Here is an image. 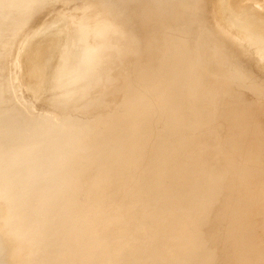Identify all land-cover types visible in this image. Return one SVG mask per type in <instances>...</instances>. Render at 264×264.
Instances as JSON below:
<instances>
[{"label": "bare ground", "instance_id": "1", "mask_svg": "<svg viewBox=\"0 0 264 264\" xmlns=\"http://www.w3.org/2000/svg\"><path fill=\"white\" fill-rule=\"evenodd\" d=\"M4 1L5 0H2V1L0 0V13L3 12L5 6L7 9L10 6H13V4H17V13L15 14L14 11H12L15 14L14 18L16 19L18 17L19 22H20V20L22 21V19L24 20L23 26H21L22 23L20 22L21 27L20 28L18 27V29L16 28L15 30H14V26L12 24H9L6 27L5 32H4V29L2 30V28L0 27L1 32H4V33L0 34L1 35L0 36V44L7 46L8 43H10L11 41L14 42V44L17 41H20L22 39L21 34L27 33V31H28L27 29L29 28V24H30L32 17H33L35 12H37V11L38 12L48 11L49 13H51L58 8L56 6L57 3L65 4V8H67V7H71V8L73 7V9L76 8L75 10H71V12H70V10H68L69 12L67 10L66 11L63 10L64 12L61 9L58 10L59 14H61L60 12L62 11L63 17L65 16V18H63V20L66 21L65 24H67V20H68V22H70L69 21V20H71L70 17H72V18L77 17L78 18L80 16L78 20H81L80 21L81 24L78 25V23H79L78 22L77 23L78 26L76 25L77 27H75L74 26L75 24L70 22L69 24H72L70 26H74L75 29L77 28L78 32H81V34L83 33V35H85V36L91 37L92 33L94 34L95 32L97 33L96 34V36H97V35H99L98 31H100L101 30L100 28L102 27V25H101L102 23H100V21L103 22V20H104V23H105L104 18L109 17V14H105L104 16H106V15L107 16L103 18L102 15H100L99 13L96 12L97 11L96 10L97 9L96 4H100V2L102 1L103 5H105V7L109 8L111 5V2L116 1V0H101V1L100 0H94V1H90V2H89V0H7L6 1L7 5H5V6L3 5ZM241 1H243V0H241ZM244 1L246 2V0H244ZM240 2L238 0L239 4H240ZM80 3H83V4L86 3V5H83ZM76 4H78V6H75ZM239 4H237L236 0H234L233 5L237 9H236V12H234L235 8L232 9L233 12L231 13V16L233 13L234 14L236 13L235 15L237 17H235V15L233 14L235 19L240 17L241 13L243 15V12H241V11H243L242 9H244V8H242V6H240ZM114 6H117V5H114ZM113 7H112V10H114L116 12L117 9H114ZM155 7H158V6H155ZM161 8H162V6H160V9ZM220 8H222V5ZM226 8H228V7H226ZM239 8H241V11ZM106 10L108 11L109 9H106ZM112 10L110 12L109 11L108 12L111 13ZM232 10H229V11H232ZM119 11H120V9H119ZM212 12H210V13H212ZM237 12L240 13L239 14L240 16L237 14ZM23 13H25V14L23 15ZM102 13H104V12H102ZM249 13H246V14L248 15ZM251 14H252V12L249 14L248 18L250 17ZM46 15L48 17V14H45V16ZM53 16H55V15H53ZM56 16H57V14H56ZM116 16H117V14H116ZM60 17H62V16H59L58 19ZM121 17L123 19L122 21H124V20L126 21L128 19L126 14L121 13ZM121 17H119L120 20H121ZM259 17H261V15ZM1 18H3V16H1V14H0V19ZM9 18H10V21L13 20V16H12V19H11V17H9ZM9 18H5V20L2 19L1 20L2 23H8ZM49 18H50V14H49ZM49 18H47V20ZM51 18H53V17H51ZM224 18H225V16H224ZM231 18H233V16ZM240 18H242V17H240ZM243 18L247 19V17H245L244 15H243ZM251 18L253 19L255 17L251 16ZM251 18H249V20ZM42 19H41V21H39L37 23V25H39V28L36 29L34 35L32 34L30 37V38L34 37V38H36L35 40H38L37 44L34 45L35 48H33L34 49V51L32 52L33 54L30 57H37L39 54L41 55L44 49L46 50L45 51L46 53H45V55H43L44 57L42 59H40V60L38 59V61L37 60L32 61V64H30V65H32L31 69L29 68L30 70L27 73V75L28 76L29 75L35 76L36 81H37L36 86H38V89L41 88L40 90H42V88H44V87L47 88L46 86L49 87L50 85H54V84L57 85L58 83L64 85L65 86V92L63 91L64 92L63 94L64 95L67 94L66 96L68 97V99L70 98L69 102H70L71 98H74V100H79L80 97L85 98L84 96H86V98H87V96L92 92L93 89L95 91L93 90L92 94L93 93L96 94V91L99 92L100 91L99 88L102 87V85L104 83V79L106 81L109 80V79H106L107 75L104 78L101 77L102 76L101 75L99 77V79L101 78V80H99V79H97L98 77L96 75H93L92 68H88L85 72L80 71V68L85 63H87V64H85L83 66L87 67L88 64H92L94 58L96 59V57H95L96 55L91 54L92 50H93L92 51L93 53L95 50H96V52L99 53V51L104 49L105 46L103 45L104 47H102L100 44V47L97 46L99 48L98 49L96 48L94 50L95 46L92 48V45L90 46L91 43L90 44L87 43V44H89V46L87 45L86 48L85 47L81 48L83 51L80 49L82 51V52H80L77 48V44L76 45L74 44V42L76 40L75 41L72 40L73 43H70L69 40H71L70 39L71 37L67 38L69 35L67 33V31H69V33H71L70 32L71 30L73 32L74 31L76 32V30L71 29V27L68 26V24H67V26H65V24L63 22H62L64 25L63 28L65 30L64 29H61V30H62V33H63V31H64V33L66 31L65 38H64V36L60 35V33H58L56 35L53 34L54 36L52 35L53 37L51 36V38H49L50 39L49 43L46 40L44 42H47V43L42 44L41 39L44 35H46L45 33L48 32L46 30H43L46 28V26H44L46 24L45 23L46 17L44 18L45 20L44 19L42 20ZM54 19H56V17L53 18V20ZM58 19H56V20H58ZM60 19L61 20H59V21H62V18H60ZM256 19H258V17H256ZM259 19H262L263 20L262 24H264V19L263 18H259ZM53 20L51 19V21H49V22L46 21V22L50 24V22H52ZM77 21H74V22H77ZM106 21H108V20L106 19ZM115 21H117V19ZM254 21H251V22L249 21V23H255L256 21L255 22ZM257 21H260V20H257ZM43 22H44V25L42 26ZM108 22H110V21H108ZM114 22H112V23H114ZM118 22H119V20H118ZM241 22H238V24H241ZM243 22L245 23V21H243ZM127 23L125 22L124 24H127ZM120 24H122V22ZM120 24H119V26H120ZM205 24H206V22H205ZM248 24H245V25H248ZM258 24L260 25V23H257L256 25H258ZM115 25H116V23H115ZM236 25H237V22H236ZM241 25L243 26L244 24H241ZM54 26H53V28H54ZM61 26H62V24H61ZM61 26H60V28H61ZM203 26L206 27V25H203ZM205 27H201V28L204 29ZM50 28H52V26H50ZM55 28H58V26ZM260 28H263V26L261 25L259 27V29ZM107 29L108 28H106V30ZM196 29H197V26L195 27L194 30H196ZM252 29H253V26H252ZM47 30H48V28H47ZM58 30H59V28H58ZM205 30L206 29H204V31ZM262 30L264 31V28L261 29V31ZM49 31H50V29H49ZM130 31H132V28L130 29ZM134 31H136L135 28H134ZM30 32H31V30H30ZM75 32H74V34L72 33V35H73L72 38H74V39H75L76 34L77 35L80 34L78 32L77 33H75ZM129 32L126 33V34H128L127 36H129V34L132 33V32H130V33ZM184 32H186V31L183 30L180 33L184 34ZM28 33H29V31H28ZM115 33H116V31H115ZM133 33L131 34V36H133ZM28 35L29 34H27V36ZM114 35H116V34H114ZM199 35H201V34H199ZM69 36H71V34ZM77 37L79 38V35ZM92 37H94V35ZM92 37H91V40H92ZM208 37H209V35H208ZM26 38L25 39L23 38V39L26 41ZM60 38L65 40V44L63 45V47H60L64 43V41L63 42L60 41V40H62ZM78 38H76V39H78ZM82 38L83 37L81 36V39ZM111 38H112V36H111ZM200 38L201 37H199V40H201ZM67 39H68L69 43L66 42ZM87 39H89V41H90V38H88V37H86L85 41ZM96 39H98V38H96ZM118 39H116L115 41H117ZM126 39H128V37ZM181 39H182V37H181ZM181 39H180V42H183V41H181ZM223 39H222V41L221 40L219 42L217 41L218 42L217 45L213 42H212L213 44L210 45V44H208L210 42V40L207 39V41L206 40L203 41V39H202L203 43L201 45L205 48L206 47L205 44L206 45L208 44L206 47L208 49V51L212 47L216 50L218 49L217 53L215 55L210 56L209 53L204 54L203 52L201 53V51H196V50L194 51V49H193L192 56L198 62L199 67H198V71L192 75L193 76L192 81L189 82L187 85L185 84L186 83L185 82V75L190 73L191 70L189 71L188 67L191 66L190 65L191 63H193V61H192L193 59L190 61H187L189 63L186 64V60L184 61L181 57H178L177 59H175L173 61L174 63L172 65V67H173L172 71L171 72H165L166 76H161V77H158L156 79L155 86L153 87V89H155L157 86H160L162 84V83L160 84L162 79L167 84L169 83L168 81H170L171 79L175 81L174 84H170L165 89L167 92L170 91L171 95H169V93H168L169 96L167 98L164 97L165 99L163 101H161V104L159 106V108H160V109H158L159 111L152 109V106H155V105L150 104L152 101L148 102V101L139 100L138 103L135 102L136 106H138V107H135L136 109L135 108L130 109L129 114L132 113V116L131 115L130 116L134 117V118L138 115L142 116V119H141L142 121H140L141 125H140V127H138L139 130L137 129V132L133 130L136 133H129V132H131V130L128 131L129 130L128 126H129V124H131V122L129 120H128L129 122L127 120H125L127 122H124L123 120H122V122H120L121 119H124V117L122 118V116H124L122 113H119L113 117L111 115L110 118H108V119H100V117L93 116L92 120H90V119L83 120V119H76V118H73L72 116H70L69 114L72 111H69L68 109H65V115L54 114L53 112L50 113V112H46V111H45V114L42 113V114H44V116L46 115L48 118H50V119H48V120H50V122H48V121H46L47 119L45 117H42L43 119L44 118L46 119L44 121L48 122L47 124L50 123L48 126L42 128L39 117H38L39 114L33 113L35 111V110L33 111V109H35L34 106L33 107L31 106L32 108L30 106L28 107L26 105L28 103H26V104L24 103L26 101L19 103V104H15L12 101V98H17L18 95L15 96V94L18 90L19 84L22 83L20 81L21 83H19L17 86V83L19 81L16 83V80L18 78L14 79V77H16L17 75L15 76L13 74V72H16V71H14V65H16L15 66V68H16L17 65L19 64L18 61H16L18 63L15 62L16 64H14V60L16 59V57L18 56L19 53L17 54L16 51H12V53H10V54L7 53L8 55H6V57L4 59L1 58L2 56L0 57V73L3 71L1 73V76H0V79H1L0 83L6 84V87H7V85H9V88H10V89H8L9 92L6 89L7 90L6 92H8V93L4 92L5 91L4 90L5 88H4V89H2V93L0 94V104H2L4 106V109H2V113H1L2 116L0 118V127L1 128L4 127V129H6V132L4 133L2 131L0 135L1 136H3L2 134L10 135L9 136L10 137L9 142L12 143L13 146H14V144L22 145L21 150L23 152V156H19V161L17 164H19V165L25 164V166H28L27 168L30 170V174H31L30 175L31 182L28 181V186H30V187L32 186L33 189L35 188L34 192L30 195V198H28L27 197L28 195L26 196V193L23 192L25 187H19L18 185H16V186L14 185L13 188H7V185L5 184L6 181H4L3 183L0 184V232H1V230H4L5 225H7V223L10 220H12V218H14L16 215H19L18 216L19 222L16 225L17 227L13 229L12 236L3 237L2 239L0 238V243L2 242L0 245V253H1L0 254V264H213L212 262L215 259L214 255H213V251L207 247L209 239L205 240V238H204L207 236V234H206L207 228L203 227V226H205V224L203 223L204 221H201V219L197 216H195V218H194L192 216L191 212L195 211L197 213L199 211L202 215H205L204 219L209 218V216L211 214L207 213L205 211V209H204L205 206L201 205L202 206L201 208H194L190 204V201H193V198L195 197V192H194V187H192L193 184L188 182L187 177L185 178V171L187 169H189V163H188L189 160H191L194 157L200 159L198 161V164H197L200 167L207 166V164H209V162H213L212 158H214V161H215L216 157L219 158V159L217 158L218 161L221 160L220 159L221 156H224L226 161L229 160L232 157V155H231L232 148H230L231 146L229 147L230 149L228 148L231 152L230 151L224 152V150L223 151L221 150V149H226L227 148L226 146H229V145H227V142L224 141V138L222 136L227 132V130L226 131H225V129L223 130L224 126L226 125V129H229V128L232 129L233 127H237L238 129L239 128L241 129V127H242V129L243 128L245 129V128L249 127L250 122H248L249 117L247 118V115L250 113H248L247 115H245V114L241 115L240 114L237 117H230L231 112L236 113V111H234L235 107H239V106L245 107L247 105L246 103H243V100H242L243 98H241L242 95L238 96V94L235 92V90L231 88V85L233 86V84L235 85V84H237V82H241V83L242 82H244V83L248 82V84H249L248 91H250L252 93V95L254 92L257 94V95L254 94L255 96H259V98L260 97L264 98V74L262 73V75H259V72L263 71V69H260V67L257 65V63L255 61H253L252 57L247 54L248 52L244 51L241 47H239L238 45H235L233 42L226 40L227 38L225 39V36ZM109 40H110V38H109ZM25 41L23 43H25ZM77 41H79V40H77ZM80 41H83V40H80ZM85 41H83V43ZM55 42H56V44H55ZM126 42H127V40H126ZM21 43H17L15 45H18ZM28 43H29V41H28ZM57 43H60L59 48H60L61 53L56 52V47L52 45V44L57 45ZM112 43H114V41ZM80 44H81V42H80ZM102 44H104V43H102ZM115 44H117V43H115ZM120 44H121V42H120ZM219 44H221V45H219ZM125 45H126V43H125ZM6 46H3V47H6ZM9 46L10 45H8L6 47V49L7 48L9 49ZM49 46H51V47L49 48ZM202 46H201V48H202ZM3 47H2V49H3ZM13 47L14 46H12V45L10 46V48H13ZM22 47H23V45H22ZM24 47H25V44H24ZM45 47L48 49H46ZM117 47H118V45H117ZM61 49H62V51H61ZM76 49L78 50V52ZM112 49H114V48H112ZM19 50L20 49H18V51ZM203 50L205 51L206 49H203ZM0 51H2V50H0ZM113 51H115V50H113ZM6 52H7V50H6ZM57 53H59V56L56 57ZM102 53H104V51ZM109 53L110 52H108L107 54H109ZM211 53L213 54L214 51ZM263 53H264V51H263ZM5 54H3V55H5ZM101 54H100V56H102ZM202 54H204L205 57H203ZM20 55H21V52H20ZM25 57H26V55H25ZM25 57L22 61L23 63H24ZM5 59H6V61H4ZM17 59H19V57ZM199 60H201V62ZM105 61L106 62H104V64L101 63L102 71H103V69H105L104 71H106V68H109V67H107L108 66V60H105ZM207 61H210V63ZM64 63H65V65H63ZM1 64H3V65H1ZM110 64H112V63H110ZM97 65L99 66L97 68H100L101 65L100 64H97ZM97 65L93 64L91 66L94 68V66L96 67ZM50 66H52V69ZM84 67H82V68H84ZM150 67H151L150 65L145 66V68H147V71H150V69H149ZM202 67H204V68L206 67L207 70H209L207 75H205V72H206L205 69L206 68L202 70ZM161 68L163 69V65L160 64L158 66V71L161 70ZM15 70H17V69H15ZM95 70H96V72L98 71V73L99 72L101 73L100 70H97V69H95ZM95 70H94V72H95ZM111 71H113V70H111ZM111 71L108 70V72H111ZM18 72H19V70H18ZM156 72H157V69H156ZM52 73L54 74L53 76H52ZM90 73H92L91 75L94 76V79L96 78L95 79L96 82H94V80L91 79L93 81V84H94L93 86L90 85L92 88H90V86L87 85L88 84L87 82H90V80L84 81L86 77H89L88 74H90ZM121 73L124 74L125 71L123 70V72L121 71ZM121 73H120V76L122 75ZM18 76H20V74H18ZM172 76H174V79L171 78ZM11 77H13L12 78L13 79L12 84H11L12 79H10ZM146 77H148L147 74H146ZM91 78H93V77H91ZM109 78H111V77H109ZM118 78H119V76L117 77V79ZM114 79H115V77H114ZM110 80L107 82H110ZM113 80H112V82H113ZM247 80H249V81H247ZM107 84H111V82L110 83H104V85H106V87H108ZM69 85H76L77 88L74 90V87H72L70 90ZM239 86H235V87H239ZM52 87H54V86H52ZM246 88L244 90H246ZM98 89H99V91H98ZM146 91H148V90H146ZM12 94L14 95V97H12ZM21 94H22V92H21ZM58 94L60 95V93H58ZM63 94H62V96H63ZM97 95L101 96L99 94H96L95 95L96 97L93 96L94 98L92 97L93 98L92 100H96ZM248 95H250V93H248ZM252 95H250V96L252 97ZM62 96L60 95L59 97H62ZM66 96H65V98H67ZM141 97H143V96H141ZM238 97H239V100H238ZM256 98H258V97H256ZM17 99L19 100L20 97ZM64 99H62V100H64ZM126 99L124 100V103L130 102L132 99L138 100V98L133 96L132 94H129ZM245 100L248 101L249 98H247ZM253 100H254V98H253ZM52 101L57 102L58 100L55 99ZM67 101L68 100H66V103H65L66 106L69 103ZM72 101L70 102L71 104L69 103L71 106H72V104H74V105L76 104L75 102H72ZM92 102H90V104H92ZM260 102H259V105H260ZM61 103H64V102L62 101ZM90 104H89V102H87L88 106ZM70 105H69V107H70ZM66 106H64V108H66ZM75 106H79V104L75 105ZM81 107H79V108H81ZM220 108L223 111H225V113L229 111L230 115H228V113H226L228 116L226 117V114H225L224 116L226 118L221 117L222 120L220 122H219V120L217 121V122H219L218 124H220V125H218L216 123L218 126H215L216 124H213V123L216 122V119H217L216 115H217L218 109H220ZM245 108L243 110H245ZM222 110L221 111L219 110L221 112L220 114L218 113L219 115H221L223 113ZM246 111H248V110H246ZM246 111H244V112H246ZM157 112H159L161 114L160 117L157 115ZM254 113H256V112H254ZM113 114H115V113H113ZM251 114L253 115V113H251ZM251 114L249 116H251ZM224 118H225V120H224ZM252 118H254V116H252ZM51 120H55L54 123L56 122L57 125L63 124L65 126V124H66L67 125L66 127L69 126L72 129L74 128L73 131H75V129H77V128L78 129L84 128V127L89 128L90 130L87 133L84 132V134H86L85 136H87L89 140L92 139L94 141V143H96L95 153H96V155L98 154L99 156H102L104 161H105L101 165V170L99 169L100 175H99L96 183L89 180V179H93L92 177H94V175L90 178V177H87L89 175V173H87L88 175L85 174L87 168H89V167L93 168V166H94V165L90 166L91 164L90 165L87 164V166H89V167L86 166V170H85V168H83V170H85V173H83L84 176L82 175L83 176L82 177L80 175V177H82L83 179H87L86 183L83 181L82 182L80 181V183L75 184V186L72 185V188L71 187L69 188L70 192H67V190H65L64 191L65 193H63V191H62L63 194L61 195L60 198L58 196V199H56V196L52 195V193H51V195L48 193V190L46 189L47 183H45V185H44L43 175H41L39 173L40 167H42V166L44 167L43 159H44V162L47 164V167L50 166L51 168H58L56 166L55 167L51 166V164L56 165L55 163L53 164V161L57 159V156L61 155L57 146L54 144L57 142V140L54 137V134L57 135L58 126H55V125L52 126L53 123L51 124ZM213 120H215V121H213ZM251 120L253 122V119H251ZM222 121L224 122V126H223ZM132 123L134 124V122H132ZM50 125H51V127H50ZM60 127H61V125H60ZM62 128L65 129V127H62ZM64 129L62 132L65 134ZM204 129H206V130L204 131ZM242 129H241V131H242ZM39 130H43V131L41 132ZM73 131H72V134H73ZM66 132H67V129H66ZM144 132H148L149 137H154V141L148 142L146 140L147 138L144 139L142 137V135H140L141 133H144ZM41 133H43V135H44L43 138H40ZM76 135L77 134H75V136ZM82 136H80V137H82ZM73 138L69 137V139H65V144H66L67 148H71L72 146L74 148V145L76 142H74V140H71ZM78 139H80V138L78 137ZM81 139H83V138H81ZM81 139H80V141H81ZM50 140H52V141L48 147L47 143ZM204 140L206 141L208 148H210L209 151H208V148H206L207 147L206 143H205V146H203V145L201 146V141H204ZM93 141H91V142H93ZM2 142H3V140H2ZM82 142H83V140H82ZM82 142H80L79 144L80 145L82 144L81 146H84ZM91 142H89V143L91 144ZM217 142H219L218 145H220L221 147L224 146L226 148H224V147L220 148V146H218V145L216 146ZM85 143H87V146L89 145L88 142L85 141ZM94 143H92L93 144L92 147L94 146ZM97 144H99V145H97ZM197 144L200 145L199 148H195L197 146ZM43 146L44 147L47 146V148L43 149V151H41L40 153H37V152H39V149L44 148ZM51 146H53L52 148L55 149V154H53L49 150V149H52ZM55 146H56V148H55ZM89 146L91 147V145H89ZM81 148H83V147H81ZM234 148H236V147H234ZM0 149H1L0 150V156L5 154V151L7 152V154H5L7 156V155H10L12 147L6 148V147L2 146ZM7 149H10V152H8ZM85 149H87V147ZM91 149L89 148L88 151L90 152ZM93 149H94V147H93ZM204 149H205V152H208V155L211 154L210 156H212V158L209 157L206 161L204 160L203 157L200 156V155L204 154L203 153ZM3 150H5V151H3ZM1 151H3V153ZM47 151H48V153H47ZM88 151L86 150V153ZM199 151H201L200 155L198 154ZM233 151H234V149H233ZM91 153H93V152L91 151ZM213 153H215L214 155L216 157H213V155H212ZM233 153L235 154V152H233ZM36 154H38V155H36ZM81 154H82V152H81ZM84 154H85V152H84ZM234 154H233V157H235ZM96 155L93 156V158L94 157L96 158ZM208 155H205V156L207 157ZM37 156H39L40 158H37ZM41 157L43 159H41ZM77 158H79V157H77ZM84 158L86 159L87 156L86 157L83 156V159ZM79 159H81V162H82L83 159L82 158H79ZM231 159H233V158H231ZM234 159H236V158H234ZM40 160H41V162H40ZM89 160L90 159L88 158L87 161H89ZM100 160H102V159H100ZM173 160H177L179 162L178 163L175 162V164L173 165V163L171 162ZM234 161H236V160H234ZM2 162H3V160H2ZM58 162L59 161L56 160L57 165L63 164V163L59 164ZM78 162H80V161H78ZM97 162H99V161H97ZM102 162L103 161H101V163ZM221 162H223V160ZM221 162H219L220 164H218V165H216L214 163V164L208 165L207 167L212 168V167L216 166L215 168H213L215 173H218L221 171L224 172L225 171L224 168L227 165L224 164V166L222 165L220 167V165L222 164ZM0 164L2 166L1 168H3L2 171L5 174V170H6L8 165L5 166V164H3V163H0ZM19 165L17 166V168L19 170H22L23 168L20 167ZM81 165H83V162ZM65 166H66V170H68V167H67L68 162L67 161H65ZM80 166H79V168H80ZM97 167L98 166H96V170H98ZM61 169H63V167ZM94 169L90 170V168H89L90 171L89 170L88 171L92 172V170L94 171ZM107 169H111V175L117 177L118 180L121 182V184L124 185V189H122V191L120 190V194L118 195L117 199H112V194H110V193L112 192L113 188H111V187L109 188V185L106 184V179H107V177H109V173L107 172ZM81 172H80V174H81ZM75 173L77 174L76 171H75ZM92 173H95V171ZM92 173H90V174H92ZM103 173H105V174L103 175ZM146 173H149V175L152 176V181L150 184L144 182ZM78 176H79V173H78ZM89 176H91V175H89ZM96 178L93 180H96ZM79 180L77 182H79ZM87 181L90 184H91V182L93 184L95 183V185L92 184V187L90 188V184L87 183ZM86 184L87 185L89 184L88 187L90 188V191L87 192V193H89L88 195L85 194V196H86L85 198H83V199L81 198L82 203H80L78 200V197H80L81 195L80 194L78 195V193L81 192V194H82V193H85L87 191ZM131 190H133L134 196L129 195V197H126V195L130 194ZM141 192L145 195L144 198L139 197V194ZM40 193H43V194H41V196H40ZM151 195L153 197H151ZM130 199L134 200L132 203H135V205H137V202H139V203L144 202L143 205L140 206L141 209L136 210V212H135V214L139 215V216H136L134 220L131 218H127L126 220H124V222H125L124 226H122V223H118V225H116V226H115V223L112 225V222H109V221H110V219L112 221V218H113L112 214L113 213L111 214V212H112V210L115 209L114 208L115 205H116V209L118 210L119 209L118 207L121 204L123 205L124 203L125 204L130 203ZM233 199H235V198L233 197ZM112 200L116 204H113ZM194 201L196 202V200H194ZM236 201H237V198H236ZM46 202L48 203V205H49V203L52 202V204L49 206L50 207L49 211H45L47 219L42 220V217L41 218L37 217V221L35 223L31 222V223H33L32 227L30 226L29 232H27L28 240H30V242H31L30 243V246H31L30 249H32L34 251V253H36V255H37L36 256L37 261H36L32 257L33 254H31V252L29 253L28 250L24 251L25 250L24 248L26 247V245H24L25 239L24 238L19 239L18 236H21V234L19 235V230H20L19 227L21 225L23 226L24 223H26L29 220V218H30L29 215L31 214L30 211L32 209H33V211L40 212L38 210L40 208V205L42 206ZM112 204H113V208H112ZM199 206H200V204H199ZM135 207H137V206H135ZM58 212H59V214L55 216V214ZM125 212H127V211H124V213H123V211L121 210V216H125ZM53 213H54V219H53L54 222L48 223V227H47V222L51 221L48 217L50 216V214H53ZM76 219L77 220L79 219V223H78V225H76L79 227V229L77 227V229L79 231L78 230L75 231L73 229L75 232H77L76 235H78L77 239H74V237L71 236L70 227L72 228L71 223H73V221ZM103 220L105 221V223L108 221V223H106V224H109V229L104 228V230H103V228H102L103 223H101ZM194 220L197 221L196 225H198L199 228H202V231H200V233L197 232V230L194 227H192L194 224L193 223ZM28 223H29V221H28ZM133 226H134L133 231L136 233H141L142 235L140 236V238H138V237L135 238L133 235L132 236L133 241H131V243L134 241H140V244H142V249H139L140 247L138 245H136L137 247L133 245L135 248L134 247L130 248L131 245H128V243H127V241L129 240L128 239L129 236L127 235V233H125V232L123 233L124 229L126 231V229L128 230V229L132 228ZM74 228H76V227H74ZM17 234H18V236H16ZM57 235H59V237H60L59 239H58ZM45 236H47V238L48 237L50 238L51 236L54 237L53 238L54 243L49 244L50 241L49 242L45 241ZM55 238H56L57 242L55 241ZM23 239H24V241H23ZM102 242L105 243L104 244L105 249L104 248L102 249V246H101ZM2 244H4V247H1ZM131 249L133 251H131ZM136 249H139V250H136ZM179 249H182V250L179 252ZM28 257H30L29 261H28Z\"/></svg>", "mask_w": 264, "mask_h": 264}, {"label": "rangeland", "instance_id": "2", "mask_svg": "<svg viewBox=\"0 0 264 264\" xmlns=\"http://www.w3.org/2000/svg\"><path fill=\"white\" fill-rule=\"evenodd\" d=\"M6 1L7 0H5L3 2L4 6L7 5ZM90 1H94V0H89V2ZM240 1L241 0H239V2ZM101 2H100V4H96L97 7L95 6L97 8L96 12L99 13L100 15H102L103 18L107 16V15L104 16L105 14H109V17L104 18L105 23H104V20H103V22L100 21V23H102L101 24L102 27L100 28L101 30L98 31L100 36L99 35L96 36V34H97L96 32L94 34L92 33L91 37L93 35H94V37H92V40H91V37L85 36V35H83V33L81 34V32H78L77 28L75 29V27H77L79 24H81L80 23L81 20H78L80 17L79 15H78L79 16L78 18L77 17H75V18L70 17L71 20H69V21L74 23L75 25L74 24L73 25L75 27L70 26L72 24H69L70 22H68V20H67L68 26H70L71 29L76 30V32L74 31L75 33L78 32L81 34V35L78 34L80 39L77 37L78 36L77 34H76L77 36L75 35V39H74V38H72L73 37L72 33L74 34V32L72 30L70 31L71 33H69V31H67V33L69 35L71 34V36L68 35V37H67V38L71 37L70 38L71 40H69V42L73 43V41L76 40L74 42V44L75 45L77 44V48L80 52L83 51L81 48H84V47L86 48V46L87 45L89 46L90 43H91L90 46L92 45V48L95 46L94 50L96 48L98 49L100 47V44L102 47L105 46L104 49L101 50L102 52L104 51V53H102L101 51H99V53H98V52H96V50L93 53L92 52L93 50H92L91 54L96 55L95 56L96 59L94 58V60H93L94 63L92 62V64H88V66L90 65L89 67L88 66L84 67L83 65L87 64V63H85L81 66V68L82 67H84V68H82V69L80 68V71H82V72H85L88 68H92L93 75H96L98 77L97 79H99V77L101 75H102L101 77H103V78L107 75L106 79H109V80L111 79L110 80L111 84H107L108 87H106V85H104V83H110V82H107L109 80L106 81L104 79V83H103L102 87L100 86L101 88H99L100 91H99V89H98L99 92L96 91V94L101 95V96L97 95V99H96L97 101L92 100L94 98L93 96H95L96 94L93 93L94 94L93 95L92 92L94 89L93 90L91 89L92 92L87 96V98H86V96H84L86 99L80 97L79 100H74V98H71L70 102L73 100L72 102H75L76 103L75 105L79 104V106H75L74 104H72V106H71L70 105L71 103L69 102L70 98L68 99V97L66 96L67 94L66 95L63 94L65 92V86L64 85L58 83L57 85L54 84V85H50L49 87L46 86L47 88H45L43 86L45 89L42 88V90H40L41 88L38 89V86H36L37 81H36L35 76H32V75L28 76L27 75V73L31 69L32 65H30V64H32V61L33 60L38 61V59L39 60L42 59L44 57L43 55H45V53H46L45 52L46 50L44 49L43 50L44 53L42 52L41 55L39 54L37 57H30L33 54L32 53L34 51L33 48H35L34 45H36L37 41H38V40H35L36 38H34V37L30 38L32 34L34 35L35 30L39 28V25H37V23L39 21H41V19L45 16V14H48V17H47V15L45 16L46 20L44 19L45 17L43 18L45 20V23H46L45 25H44V22L42 23V26L43 25L46 26V28L43 30H46L48 32H46L45 33L46 35H44L42 37V39H43V40L41 39L42 44L47 43V42H44L46 40L49 43V40H50L49 38H51V36L53 34L56 35V34L60 33V35L64 36V38H65L66 31H65V33L63 31V33H62V30H61V29H64L63 23L64 24L66 23V21L63 20V18H65V16L63 17L62 11L63 10L64 11L70 10V12H71V10L76 9L75 7H74L75 9H73V7L72 8L71 7L65 8V4L57 3L56 6L58 8L51 13H49L48 11H43V12L37 11L34 13L32 20L29 24V28L27 29L29 31V33L27 31V33L21 34L22 39L15 43V44L21 43V42L23 43L25 41L24 39L27 37L25 43H23V44L21 43L23 45V47L21 44L15 45L14 42H12V41L10 43H8V45L14 46L13 48H10V46H9V49L8 48L6 49V47L8 45L6 46V45L0 44V50H2V51H0V54L2 53L0 55V57L2 56L1 58H3V59L6 57V55L12 53V51H16L17 54L19 53L18 56L16 57V59L14 60V64H16L18 62H19V64L17 65L16 68H15L16 65H14V71H16V72H13V74L15 76L17 75L16 77H14V79L18 78L16 80V83L19 81L17 83V86L19 83L22 82L21 84H19L18 90L15 94V96L18 95L17 98L20 97L21 100L20 99L18 100L17 98H12V101L15 104H19V103L26 101L24 103L25 104L28 103L29 105L26 104L28 107L34 106L35 109H33V111L34 110L35 111L33 113L39 114L38 117H39L42 128H44L50 124V123L47 124L48 122H50V120H48L50 118H48L46 115L44 116L45 111L50 112V113L53 112L54 114L65 115V109H68L69 111H72L69 114L70 116H72L73 118H76V119H83V120H88V119L92 120L93 116L100 117V119H108V118H110L111 115L113 117L119 113H122L124 115V116H122V118L124 117V119H121L120 122H122V120L124 122H127L129 120L131 122V124H129V126H128L129 127L128 131L131 130V132H129V133H136L138 127H140V125H141L140 121H142L141 120L142 116L138 115L135 118L131 117L132 113L129 114L130 109L138 107V106H136V103H138L139 100H141V101H148V102L152 101L150 104L155 105V106H152V109L159 111L158 109H160L159 106L161 104V101H163L165 98H167L169 95H171V92L170 91L167 92L165 89L170 84H174L175 81L171 79L170 81H168L169 83L167 84L162 79L160 82V84L161 83L162 84L160 86H157L155 89H153V87L155 86L156 79L158 77H161V76H166L165 72H171L173 69V67H172V65L174 63L173 61L175 59H177L178 57H181L184 61L186 60V64L189 63L187 61H190L193 59L192 60L193 63H191L190 64L191 66L188 67L189 71L190 70L191 71L189 74L185 75V82H186L185 84L187 85L189 82L192 81V79H193L192 75L198 71V67H199L198 62L192 56L193 49H194V51L195 50L201 51V53L203 52L204 54L209 53L210 56L215 55L217 53L218 49L216 50L213 47H212L213 49L209 47L210 49L208 51V49L206 47L208 44L211 45L213 43H215L217 45V43L220 40L222 41L224 36H225V39L227 38L226 40L233 42L235 45H238L244 51L248 52L247 54L252 57L253 61H255L257 63V65L260 67V69H263V71H260L261 73L259 72V75H262V73L264 74V53H263V51H264V31L263 30L261 31V29L264 28V24H262L263 20L259 19V18L264 19V17H263L264 16V0H246V2L243 0L240 2V4L238 3V0H236V3L239 4L240 6H242V8H244V9H242L243 11H241V8H239V9L241 12H243V15L245 17H247V19L243 18V15L240 11L239 12L241 13V16L239 15L240 13L237 12V14L242 18L238 17L239 19L238 18L235 19V17H237L235 15L236 13L235 14L233 13L235 15V17L232 14L234 19L231 18L232 17L231 13L233 12L232 9L235 8V6L233 5L234 0H157V1L156 0H116V1L111 2V5L109 8L105 7V5H103V2L102 3ZM80 4H83V3H80ZM83 5H86V3H84ZM114 5H117V6H114ZM221 5H222V8H220ZM75 6H78V4H76ZM155 6H158V7H155ZM160 6H162L161 9H160ZM112 7L114 9H117L118 11L120 9V11L118 12L116 10V12H117L116 13L114 10H112ZM226 7H228V8H226ZM59 9L62 10L60 12L61 14H59V12H58ZM106 9H109L108 10L109 12L112 10V12L109 13ZM236 9L237 8H235L234 12H236ZM229 10H232V11H229ZM12 11H14L15 14L17 13V4H13V6H10L7 9L5 6L3 12L0 13L1 16H3V18H1L0 21L2 19L5 20V18H9V17H11V19H12V16H13V20L10 21V18H9L8 23H2V21L0 22V25H1L0 27L2 28V30L4 29V32L6 31V27L9 24H12L14 26V30L16 28L18 29V27L20 28L21 26H23L24 20L23 19H22V21L20 20V22L22 23V25H21V23L18 21V17L16 19L14 18L15 14ZM101 11L104 13H102ZM210 12H212V13H210ZM249 12L250 13L252 12V14L250 15L249 18H251V16H252V17H255V18H253L255 20L256 17H258V19L255 20L256 22L252 18L249 20V18H248L249 14H250ZM121 13L126 14L128 19L126 21L125 20L124 21L126 23L128 22L127 23L128 25L124 24L125 22L122 21L123 19L121 17ZM246 13H249V14L247 15ZM24 14L25 13H23V15ZM49 14H50V18H49ZM56 14L58 17L62 16V17H60V18H62V21H59L61 19L60 18L58 19ZM116 14H117V16L118 15L119 16L117 17ZM53 15H55V16H53ZM260 15H261V17H259ZM224 16H225V18H224ZM51 17H53V18L56 17V19H58V20H56V19L53 20V18H51ZM119 17H121V20ZM47 18H49V19L47 20ZM51 19L53 21L50 22V24L47 23V22L51 21ZM72 19L74 21H77V20L78 21L74 22ZM106 19L110 22L106 21ZM116 19H117V21H115ZM118 20H119V22H118ZM234 20L237 22V25H236V22ZM257 20H260L261 22L257 21ZM243 21H245V23ZM249 21L250 22L254 21L255 23H249ZM112 22H114V23H112ZM121 22H122V24H120ZM205 22H206V24H205ZM238 22H241V24H244L243 25L244 27L241 24H238ZM77 23H78V25H77ZM115 23H116V25H115ZM257 23H260V25L259 24L256 25ZM61 24H62V26H61ZM67 24H65V26H67ZM119 24H120V26H119ZM245 24H248L249 26L250 25L251 26L249 27L248 25H245ZM59 25L61 26V28ZM203 25H206V27ZM261 25L263 26V28L259 29V27ZM50 26H52V28H50ZM53 26H54V28H53ZM57 26H58L59 30H58V28H55ZM196 26H197V29L194 30ZM252 26H253V29H252ZM201 27H205L204 29H206V30L204 31V29ZM1 28H0V32H1ZM47 28H48V30H47ZM106 28H108V29L106 30ZM131 28H132V31H130ZM134 28L136 29V31H134ZM49 29H50V31H49ZM30 30H31V32H30ZM128 30L132 33L134 32L135 34L133 33V36H131V34H132L131 33V34H129V36H127L128 34H126V33L129 32ZM183 30L186 32H184V34L182 33L183 34L182 35L180 32H182ZM115 31H116V33H115ZM4 32H1L0 34H2ZM27 34H29V35L27 36ZM114 34H116V35H114ZM199 34H201V35H199ZM208 35H209V37H208ZM81 36L84 39L83 38L81 39ZM111 36H112V38H111ZM180 36L182 37V39ZM198 36L201 37L200 38L201 40H199ZM86 37L90 38V41H89V39H87L88 41L87 40L85 41ZM127 37H128V39L129 38L130 39L129 40L126 39ZM62 38H60V39H62ZM76 38H78V39H76ZM96 38H98V39H96ZM109 38H110V40H109ZM116 39H118V40L115 41ZM180 39L183 42H180ZM202 39H203V41H205V40L207 41V39L210 40V42L207 45L204 43L206 46L205 48L201 45L203 43ZM77 40H79V41H77ZM80 40H83L85 42L83 43V41H80ZM126 40L128 43L126 42ZM28 41H29V43H28ZM60 41H62V42L64 41V43L63 44L61 43L62 45L60 46V47H63V45L65 44V40L62 39ZM113 41H114V43H112ZM119 41L121 42L122 45L120 44ZM66 42H68V39L66 40ZM80 42H81V44H80ZM87 43H89V44H87ZM102 43H104V44H102ZM115 43H117V44H115ZM125 43H126V45H125ZM24 44H25V47H24ZM55 44H56V42H55ZM55 44H52V45L56 47V52H60V48H59L60 43H57V45H55ZM117 45H118V47H117ZM219 45H221V44H219ZM3 46H6V47H3ZM51 46H49V48ZM97 46H99V47H97ZM201 46H202V48H201ZM2 47H3V49H2ZM17 48L20 50L18 51ZM112 48H114V49H112ZM46 49H48V48H46ZM203 49H206V50L204 51ZM6 50H7V52H6ZM78 50H77V52H78ZM113 50H115L116 52ZM61 51H62V49H61ZM210 51L211 52L214 51V53L212 54ZM20 52H21V55H20ZM108 52H110V53L107 54ZM3 54H5V55H3ZM100 54L102 56H100ZM204 54H202L203 57H205ZM25 55H26V57H25ZM23 56L25 57L24 63L22 62L24 59ZM57 56H59V53H57L56 57ZM18 57H19V59H17ZM104 59L108 60V66L107 67H109V68H106V71H104L105 69H103V71L101 69L102 68L101 63L104 64V62H106ZM4 61H6V59ZM16 61H18V62H16ZM199 61L201 62V60H199ZM207 62L210 63V61H207ZM110 63H112V64H110ZM93 64L94 65L100 64L101 66H100V68H97V67H99L97 65L96 67L94 66V68H93L91 66ZM160 64L163 65V69L161 68V70L158 71V66ZM1 65H3V64H1ZM63 65H65V63ZM146 65L151 66L149 68L150 71H147V68H145ZM50 67L52 69V66H50ZM205 68L202 67V70ZM15 69H17V70H15ZM95 69L100 70L101 73L100 72L98 73V71L96 72ZM156 69H157V72H156ZM18 70H19V72H18ZM94 70H95V72H94ZM108 70L109 71L113 70V71L108 72ZM120 70L122 72L124 70L125 73L124 74L121 73ZM205 70H206L205 75H207L209 70H207V68ZM1 73H0V76H1ZM120 73L122 74L121 76H120ZM18 74H20V76H18ZM91 74L92 73L88 74L89 77H86L84 80V81L90 80V82H87L88 84L86 83L89 86L94 85L92 80H94V82H96L95 81L96 78L94 79V76ZM146 74L148 75V77H146ZM53 75L54 74L52 73V76ZM113 76L115 77V79ZM118 76H119V78L117 79ZM91 77H93V78H91ZM109 77H111V78H109ZM12 78L13 77H11L10 79H12ZM171 78L174 79V76H172ZM99 80H101V78ZM112 80H113V82H112ZM249 80H247V81H249ZM0 81H1V79H0ZM12 82H13V79L11 80V84H12ZM52 86H54V87H52ZM91 86H90V88H92ZM235 86H239V87H235ZM248 86H249L248 82H245V83L244 82H242V83L237 82V84H235V85L233 84V86L231 85V88L235 90V92L238 94V96L242 95L241 98H243L242 99L243 103H246L247 105L245 106L246 108L244 106L235 107L234 111H236V113L231 112L230 117H237L240 114L241 115L242 114L247 115L248 113H250V114L253 113V115L251 114V116H249L250 114L247 115V118L249 117L248 122H250L249 127L245 128V129L244 128L242 129V127H241L243 132L241 131L240 128L238 129L237 127H233L232 129H230V128L226 129V125L224 126V122L222 121L223 126H224V128L222 127L223 130L224 129H225V131L227 130V132L226 133L224 132L225 134L222 136L224 138V141H226L227 145H229V146H226L227 148L223 146L226 149H221V150L222 151L224 150V152H225V151H230L229 149L232 148V150H231L232 152L231 151L230 152L232 155L231 158H233V159L230 158L229 160L226 161L224 156H221L220 157L221 160L218 161L219 158L214 155L215 153H213L212 154L213 157H216L215 161H214V158H212V156H210L211 154L208 155V152H205V149L203 151L204 154H202V155H200L201 151L198 152V154L201 157H203L205 161L209 157L213 159V162H209V164H207V166L210 164H214V163L216 165H218V164H220L219 162H221L223 160V162H221L222 164L220 165V167L222 165L224 166V164H226L227 166L224 168L225 171L215 173L213 168H215L216 166H214L212 168L207 167V166L200 167L197 165L198 161L200 159L195 158V157L192 158L191 160H189V162H188L189 163V169H187L185 171V178L187 177L188 182L193 184L192 187H194V192H195V197L193 198V201H190V204L194 208H201L202 206H205V208H204L205 211L207 213L211 214L209 216V218L204 219L205 215H202L199 211L197 213L195 211L191 212V214L194 218H195V216H197L201 219V221H204L203 223L205 224V226H203V227L207 228L206 229L207 230V233H206L207 236L205 235L206 237H204V238H205V240L209 239L207 247L213 251V255L215 257L214 261L212 262L213 264H264V98L263 97L259 98V96H255L257 94L254 92H253V95L254 94L255 95L253 96L252 93L250 91H248V89H249ZM69 87H70L69 88L70 90L72 87H74V90L77 88L76 85H69ZM245 88H246V90H244ZM2 89L5 90L4 91L5 93H8L9 92L8 89H10V88H9V85H7V87H6V84L0 83V94L2 93ZM6 89L8 90V92H6L7 91ZM146 90H148V91H146ZM21 92H22V94H21ZM58 93H60L61 96L63 94V96L59 97L60 95ZM168 93H169V95H168ZM248 93H250V95H252V97L250 95H248ZM129 94H132L133 96L137 97L138 100L132 99L130 102L124 103V100L127 98V96ZM65 96L67 98H65ZM141 96H143V97H141ZM12 97H14L13 94H12ZM256 97H258L260 100ZM64 98L66 100H68L67 102L70 103V104L69 103L67 104L68 107L65 104L66 100ZM244 98L245 99L249 98V100L247 101ZM253 98H254V100H253ZM55 99L58 100L57 101L58 103L56 101H52ZM62 99H64V100H62ZM238 100H239V97H238ZM62 101L64 103H61ZM87 102H89V104H90V102H92V104L89 105L90 107L87 105ZM259 102H260V105H259ZM69 105H70V107H69ZM64 106H66V108H64ZM79 107H81V108H79ZM244 108H245V110H243ZM2 109H4V106L2 104H0V118L2 116L1 115ZM219 110L221 111L222 109L221 108L218 109V112L216 115L217 119H216V122H214L213 124H216V123L218 124L222 120L221 117H225L224 115L226 113H228V115H230L229 111L225 113V111H223V110H222L223 113L221 115H219L221 113ZM246 110H248V111H246ZM244 111H246V112H244ZM253 111L256 113H254ZM112 112L115 114H113ZM42 113H44V114H42ZM157 115L159 117L161 116V114L159 112H157ZM228 115L226 114V117ZM252 116H254V118H252ZM42 117H45L47 120L45 118L43 119ZM225 118H224V120H225ZM251 119H253V122ZM44 120H46L48 122H46ZM125 120H127V121H125ZM218 120H219V122H217ZM54 121L55 120H51V124L53 123L52 126L53 125L58 126V129H57V135L58 136L54 134V137L57 140V142L54 144L55 145L58 144L56 146H57L59 152L61 153L60 161L58 163L59 164L63 163V164L57 165L56 160H54L53 164L55 163L56 165L51 164V166H54V167L56 166L58 168H51L50 166L47 167V164L44 162V159L41 157V159H43L44 167L43 166L40 167L39 173L41 175H43L44 185H45V183H47L46 189L48 190V193L50 195L52 193V195L56 196V199H58V196L60 198L61 195L63 193H65L64 192L65 190H67V192H70L69 188L70 187L72 188V185L75 186V184L80 183V181L81 182L83 181L86 183L87 179H83L82 177L84 176L83 173H85L87 164L88 165L91 164L90 166L94 165L93 168H91L89 166H87V167H89L90 170L95 168L94 169L95 173H92V172H94L93 170H92V172H89L90 170H89V168H87L85 174L89 173V175H91V176H89L88 174H87L88 176L87 175L86 176L90 177V178L94 175V177H92L93 179H95L97 177L96 180L89 179L92 182L96 183V181L98 180V177L100 175L101 165L105 161H104L102 156H99L98 154L96 155V153H95L96 143H94V141L92 139L89 140L88 137L85 136L86 134H84V132L87 133L90 130L89 128H85V127L79 128V129L77 128V129H75V131H73L74 128L72 129L69 126L66 127L67 126L66 124H65V126L63 124L57 125V123L55 122L56 123L55 124ZM213 121H215V120H213ZM132 122H134V124ZM217 124L215 126L220 125V124H218V125ZM60 125H61V127H60ZM50 127H51V125H50ZM62 127H65V129ZM2 128L0 127V134L2 131L4 133L6 132V129H4V127H2ZM63 129L65 130V134L62 132ZM66 129H67V132H66ZM133 130L136 132H134ZM205 130L206 129H204V131ZM39 131L42 132L43 130H39ZM72 131H73V134H72ZM75 134H77L78 136L76 135L77 136L76 137ZM2 135L3 136L0 135V139L3 140V144H4L3 147H6V148L12 147L13 144L9 142V140H10L9 136L10 135H6V134H2ZM140 135H142V137L144 139L147 138L146 140L148 142L154 141V137H149L148 132L141 133ZM80 136H82V137H80ZM43 137H44V135H43V133H41L40 138H43ZM69 137L70 138L74 137L73 139H71V140H74V142H76L74 145V148H73V146L71 148L66 147L65 139H69ZM78 137L80 139L81 138H83V139H81V141H80V139H78ZM52 140H50L47 143L48 147H49ZM82 140H83V142H82ZM85 141L88 142V144L91 145V147L89 145H88L89 146L88 147L87 143H85ZM91 141H93V142H91ZM204 141H201V146L202 145L205 146L206 141L205 142ZM80 142H82L84 146H81L82 144L80 145L79 144ZM89 142H91V144ZM92 143H94V146H93L94 149L92 147V145H93ZM218 143L219 142H217L216 146L218 145ZM97 145H99V144H97ZM206 145H207V143H206ZM47 146H45V147L43 146L44 148L39 149V152H37V153H40L41 151H43V149H46ZM56 146H55V148H56ZM80 146L83 147L84 149L81 148ZM85 146L87 147V149H85L86 148ZM218 146H220V145H218ZM1 147L2 146H0V148ZM52 147L53 146H51V148ZM199 147H200V145L197 144V146L195 148H199ZM223 147L220 146V148H223ZM234 147H236V148H234ZM89 148L90 149L92 148L93 150L91 149L89 152L88 151ZM206 148H208V145ZM209 149L210 148H208V151H209ZM233 149H234V151H233ZM7 150H8V152H10V149H7ZM49 150L53 154H55L54 148L49 149ZM86 150L88 151L87 153H86ZM3 151H5V150H3ZM3 151H1V152L3 153ZM91 151L94 154L91 153ZM81 152H82V154H81ZM84 152H85V154H84ZM233 152H235L236 155ZM47 153H48V151H47ZM5 154H7L6 151H5ZM5 154H3V155H5ZM233 154L235 157H233ZM36 155H38V154H36ZM82 155L84 157L87 156L86 159L88 160V158H89L91 161L90 160L87 161L85 158L83 159ZM95 155H96V158L95 157L93 158V156H95ZM205 155H208V156L206 157ZM77 157L82 158L85 161L84 162L82 160L84 166L81 165L82 164L81 159H79ZM37 158H40V157L37 156ZM234 158H236V159H234ZM100 159H102V160H100ZM234 160H236V161H234ZM0 161L2 163V160H0ZM65 161L68 162V166H67L68 170H66ZM78 161H80V162H78ZM97 161H99V162H97ZM101 161H103V162L101 163ZM40 162H41V160H40ZM171 162L174 165L175 162L178 163L179 161L173 160ZM79 166H80V168H79ZM96 166H98L97 167L98 170H96ZM1 167L2 166L0 164V184L7 180L6 174H4V172L2 171L3 168H1ZM62 167H63V169H61ZM83 168H85V170H83ZM75 171L77 172V174L75 173ZM80 172H81V174H80ZM107 172L109 173V177H107V179H106V184L109 185V188L110 187L113 188L112 192L110 193V194H112V199H117L118 195L120 194V190L122 191V189H124V185L121 184V182L118 180L117 177L111 175V169H107ZM78 173H79V176H78ZM90 173H92V174H90ZM104 174L105 173H103V175ZM80 175L81 176L83 175V176L80 177ZM78 180H79V182H77ZM151 181H152V176L149 175V173H146L144 182L150 184ZM92 182L90 184L87 181V183L90 184V188L92 187V184H93ZM95 183L93 185H95ZM89 184L88 185L86 184L87 191L85 190L86 192L82 193L84 196L81 194V192L78 193V195L79 194L81 195L80 197H78V200L80 203H82L81 198L83 199L86 197L85 194H87V195L89 194V193H87L90 191V188L88 187ZM62 191H63V193H62ZM41 194H43V193H40V196H41ZM129 195H133V190H131L130 194L126 195V197H129ZM139 197L144 198L145 195L141 192L139 194ZM151 197H153V196L151 195ZM233 197L235 199H233ZM236 198H237V201H236ZM194 200H196V202ZM133 201H134L133 199H130V203H126V204L124 203L123 205L121 204L118 207L119 208L118 210L116 209V205H115V207H114L115 209L112 210V212H111V214L113 213L112 214L113 215L112 221L110 219L109 222H112V225L115 223V226L118 225V223H122V226H124V224H125L124 220H126L127 218H131L134 220L136 216H139V215H136L135 212H136V210L141 209L140 206H142L144 202H140V203L137 202V205H135V203H132ZM52 202L49 203V205L47 202L44 203L42 206L40 205V208L38 209L40 212L33 211V209H32L30 211L31 214L29 215L30 216V218L28 220L29 223L27 221L26 223H24L23 226L21 225L19 227V229H20L19 235L21 234V236H18V234L16 235L19 237V239H22V238L25 239L24 245H26V247L24 248L25 250L24 249L23 250L24 251L28 250L29 253L31 252V254H33L32 257L36 261H37V258H36L37 255H36V253H34V251L32 249H30V247H31L30 243L31 242H30V240H28L27 232H29L30 226L32 227V224L37 221V217H39V218L42 217V220L47 219L45 211H49V208H50L49 206L52 204ZM112 203L116 204L113 202V200H112ZM113 204H112V208H113ZM199 204H200V206H199ZM135 206H137V207H135ZM121 210L123 211V213H124V211H127V212H125V216H121ZM58 214H59V212L56 213L55 216ZM18 216L19 215H16L14 218H12V220H10L7 223V225H5L4 230H1V232H0V236H1L0 238L1 239L3 237L12 236L13 229L17 227L16 225L19 222ZM48 218L51 221L47 222V227H48V223L54 222L53 221L54 213L50 214V216ZM31 222H33V223H31ZM78 223H79V219L78 220L76 219L73 221V223H71L72 228L69 226L71 229V236H73L74 239H77V236H78V235H76L77 232H75L76 230L79 229V227L76 226V225H78ZM101 223H103V225H102L103 230H104V228L109 229V224H106V223H108V221L105 223V221L103 220ZM193 223L194 224L192 227H194L197 230V232L200 233V231H202V228H199V226L196 225L197 224L196 220H194ZM74 227H76V228H74ZM77 227H78V229H77ZM133 228H134V226L128 230L126 229V231L124 229V231H123V233L125 232L129 236L128 237L129 240L127 241V243H128V245H131L130 248L138 245L140 247L139 249H142V244H140V241H134L131 243V241H133V237H132L133 235L135 238H137V237L140 238V236L142 235L141 233L134 232ZM59 235H57L58 239L60 238ZM53 238L54 237H52V236L50 238L49 237L47 238V236H45V241H47V242L50 241L49 244L54 243ZM24 239H23V241H24ZM55 241H56V238H55ZM104 242H102V245H101L102 249L103 248L105 249V245H104L105 243ZM1 243H0V245H1ZM1 247H4V244H2ZM139 249H136V250H139ZM181 250L182 249H179V252ZM131 251H133V250L131 249ZM29 260H30V257H28V261Z\"/></svg>", "mask_w": 264, "mask_h": 264}, {"label": "water", "instance_id": "3", "mask_svg": "<svg viewBox=\"0 0 264 264\" xmlns=\"http://www.w3.org/2000/svg\"><path fill=\"white\" fill-rule=\"evenodd\" d=\"M2 143V144H1ZM58 145V144H56ZM0 146H4L2 140L0 139ZM22 145L14 144L12 146V150L10 152V155L7 156H0V160H3V164L8 165L5 174H6V185L7 188H13V186L18 185L19 187H25L23 192L26 193V196L30 198V195L34 192L33 187L28 186V181L31 182L30 179V170L27 168L28 166L17 164L19 161V156H23L22 152ZM1 150V149H0ZM57 161H60V155L57 156ZM1 163V162H0ZM22 167V170H19L17 166ZM30 168V167H29Z\"/></svg>", "mask_w": 264, "mask_h": 264}]
</instances>
